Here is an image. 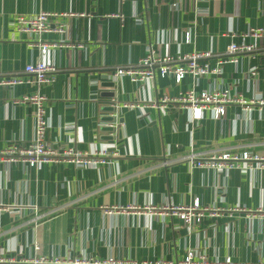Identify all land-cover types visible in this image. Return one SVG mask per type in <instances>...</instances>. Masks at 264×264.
<instances>
[{"label":"crops","instance_id":"crops-1","mask_svg":"<svg viewBox=\"0 0 264 264\" xmlns=\"http://www.w3.org/2000/svg\"><path fill=\"white\" fill-rule=\"evenodd\" d=\"M170 3L0 0V79L29 80L25 66L39 61L58 70L47 86H0V153L31 144L33 106L15 102L39 93L46 98V144L99 162L30 167L0 155V258L178 264L192 251L209 264H263L264 39L247 35L264 28V0H183L175 8ZM39 12L75 15L62 20L65 34L41 37L63 44L45 56L30 45L35 35L14 26L16 16ZM231 44H255L256 49L235 56L236 63L222 64L218 75L185 76L180 83L156 75L143 84L114 76L117 69L136 67L148 47L161 57L209 52L204 62L216 68ZM104 76L115 89L102 87ZM188 90L227 91L243 103L225 105L219 120L212 110L193 120L189 110L174 104L164 113L125 107ZM112 100L115 113L103 112ZM105 117L115 118V132L101 131ZM191 152L247 153L259 159L245 170L219 173L192 168L183 160ZM195 200L218 211L196 228L147 211Z\"/></svg>","mask_w":264,"mask_h":264},{"label":"built area","instance_id":"built-area-1","mask_svg":"<svg viewBox=\"0 0 264 264\" xmlns=\"http://www.w3.org/2000/svg\"><path fill=\"white\" fill-rule=\"evenodd\" d=\"M165 1V0H152ZM183 0H171L170 5L175 8L178 3ZM191 2H222L224 0H188ZM238 1V0H235ZM73 14H53L49 12H39L34 16H16L14 18V26L17 32L22 34H31L37 37V41L31 43L32 47L39 50L41 56H45L52 48L63 46L62 43H50L41 40L44 34L55 33L58 35L65 34L66 29L62 20L64 18H72ZM255 41L264 39V28H257L251 30L247 35ZM73 47V46H71ZM256 49L254 45H236L231 44L227 50V58L218 62L216 68H210L204 60L209 59L211 54L192 53L186 55H178L176 57L165 56L161 57L156 54L154 50L148 47L147 54L138 61L136 67L120 68L115 70V77H127L130 82L136 84H143L147 81H152L156 75L161 78L172 76L176 83H180L185 76H190L193 79L200 78L207 75H218L220 73V66L224 63H236L235 56L244 53H252ZM58 72L57 68L52 65H47L42 61L25 66L24 73L31 78L24 80L22 78L12 76L6 79H0V86L13 87L24 83H33L36 86H47L53 82V76ZM255 71L250 72L254 76ZM15 103L29 104L33 106V139L27 148H18L12 146L0 153V155L8 156L7 161L28 164L30 167H36L44 163H59L71 162L78 166H91L98 164V160L82 156L73 150H54L46 144V133L49 128V123L46 115L45 103L46 98L39 93L25 95ZM243 103L239 97L230 96L227 91L223 92H208L195 90H188L184 94H179L177 97H164L158 101L149 102L143 105H125V107L133 108L139 107L141 109L153 108L159 113H164L167 106L170 104L178 105L180 109L189 110L192 113L193 120H200L204 110H212L214 118L219 120L224 115V107L227 104ZM111 107H116L115 100L110 102ZM117 129V124H112ZM259 158L251 157L247 153L241 155H232L229 153L213 154L210 156H203V154L189 153L183 160H185L192 168L212 169L216 172H229L234 169L245 170L249 167V162L257 161ZM104 163V161H102ZM173 162L165 163L169 165ZM147 211L155 215L163 214L169 217L177 218L188 229L199 227L208 216H215L218 212L216 209L202 207L198 200L186 206H164L161 209L147 208ZM0 264H128L114 260H82L75 258L60 259V258H46L38 257L33 259H25L14 262V260H6L0 258ZM178 264H209L206 262L204 256H196L192 251H188L183 260ZM225 264H231L226 260ZM264 264V262H263Z\"/></svg>","mask_w":264,"mask_h":264},{"label":"water","instance_id":"water-1","mask_svg":"<svg viewBox=\"0 0 264 264\" xmlns=\"http://www.w3.org/2000/svg\"><path fill=\"white\" fill-rule=\"evenodd\" d=\"M102 79L106 81V82L102 83V87L110 88V89H115L116 88V85H115V83L113 81H107L108 80L107 76H104ZM105 95L107 97H110V98L114 97L113 93H108V94H105ZM102 111L106 112V113H115V108L111 107V106L110 107H105V108H103ZM102 121L104 123H106V125L101 128L102 132L113 133V132L116 131L114 126H111L115 122V118H113V117H105V118L102 119ZM105 139L106 140H112V137L111 136L110 137L106 136L104 138V140Z\"/></svg>","mask_w":264,"mask_h":264}]
</instances>
